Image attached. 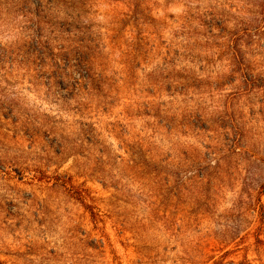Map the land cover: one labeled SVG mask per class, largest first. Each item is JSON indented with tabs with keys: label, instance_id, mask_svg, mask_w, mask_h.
Segmentation results:
<instances>
[{
	"label": "rangeland",
	"instance_id": "374dc122",
	"mask_svg": "<svg viewBox=\"0 0 264 264\" xmlns=\"http://www.w3.org/2000/svg\"><path fill=\"white\" fill-rule=\"evenodd\" d=\"M0 264H264V0H0Z\"/></svg>",
	"mask_w": 264,
	"mask_h": 264
}]
</instances>
